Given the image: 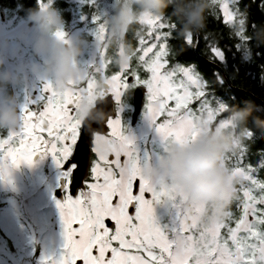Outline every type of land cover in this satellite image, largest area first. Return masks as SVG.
I'll return each instance as SVG.
<instances>
[{"label":"snow or ice","instance_id":"obj_1","mask_svg":"<svg viewBox=\"0 0 264 264\" xmlns=\"http://www.w3.org/2000/svg\"><path fill=\"white\" fill-rule=\"evenodd\" d=\"M36 2L42 10L52 6V0ZM210 20L223 26L219 36L182 33L173 12L144 14L113 48L106 14H94V59L80 65L66 87L46 82L39 96L26 98L20 124L0 135V179L10 165L31 164L37 153L51 154L63 169L65 199L58 207L67 254L61 264H264V144L251 150L264 140V109L254 104L264 101V47L249 37L264 24V0H213ZM56 35L63 39L66 33ZM129 37L132 54L117 62ZM256 61L258 78L250 70ZM241 72L258 79L259 96L241 100L235 94L232 82ZM144 89L145 116L165 146L186 145L206 125H228L231 110L242 104L248 109L256 129L246 119L225 155L233 185L219 218L208 219L202 207H186L174 185L144 176L119 118L123 97ZM107 95L117 104V116L107 119L106 132H97L81 113ZM156 204L170 205L171 220L164 226Z\"/></svg>","mask_w":264,"mask_h":264},{"label":"clouds","instance_id":"obj_2","mask_svg":"<svg viewBox=\"0 0 264 264\" xmlns=\"http://www.w3.org/2000/svg\"><path fill=\"white\" fill-rule=\"evenodd\" d=\"M170 6L181 32L195 34L205 27L211 0H114L113 12L107 18L109 43L122 41L140 16H163ZM29 20L34 29L33 52L40 57L32 71L50 77L57 88L66 87L79 71L78 61L84 55L85 41L67 34L63 39L57 37L58 31H64L65 21L53 6L42 10L37 3ZM125 52L131 54L130 46L125 45ZM5 63L0 57V129H12L20 124V103L14 94L3 90L18 84L20 78L5 68ZM87 115L91 116V110ZM248 115L246 107L233 109L226 117L228 125H206L186 145L169 143L159 159L143 165L144 176L152 182L162 180L174 185L183 194L186 207L199 206L206 210L208 219L219 218L229 204L233 185L224 158L232 150L237 130ZM94 123L97 122L91 120L86 124L91 128Z\"/></svg>","mask_w":264,"mask_h":264},{"label":"flooded vegetation","instance_id":"obj_3","mask_svg":"<svg viewBox=\"0 0 264 264\" xmlns=\"http://www.w3.org/2000/svg\"><path fill=\"white\" fill-rule=\"evenodd\" d=\"M22 10L21 4L15 8L2 5L0 19L6 22L10 15L9 12H12V15L16 13L17 16H22ZM30 28L32 30L23 36L24 38L31 37L30 43L19 38L0 41V57H3L6 62L4 67L14 71L20 78L18 84L9 85L3 91L14 94L20 105L25 102L26 98L32 99L39 96L45 83L52 82L51 78L43 73L32 71V66L40 60V57L33 52L34 29L32 24ZM86 59L87 55H82L78 61L79 65H84ZM110 96L98 98L91 107L86 105L81 113L83 122L85 123L88 118V111L92 112L98 101ZM114 103L116 115L111 118L117 116L115 100ZM122 103L123 109L119 113V118L122 130L127 135L136 132L142 119L140 116L138 123L133 125L134 94L123 97ZM7 130L6 128L0 129V135H6ZM135 155L138 159V154L135 153ZM2 158L0 154V159ZM121 159L124 158L121 157ZM62 173L63 169L57 165L51 154L37 153L33 156L31 164L10 165L7 177L0 179V264H27L30 247L35 249V254L29 264H47L41 261L45 252L44 246L49 243L51 237L56 236L59 241L65 243L63 255L66 257V230L61 209L58 207V203H63L65 199ZM147 196L148 194L146 198H150ZM111 223L106 220V224L111 225ZM61 255L60 252L55 253L54 257L48 261L56 262Z\"/></svg>","mask_w":264,"mask_h":264},{"label":"rangeland","instance_id":"obj_4","mask_svg":"<svg viewBox=\"0 0 264 264\" xmlns=\"http://www.w3.org/2000/svg\"><path fill=\"white\" fill-rule=\"evenodd\" d=\"M75 0H70V2H74ZM78 1V0H76ZM85 5L90 7V9L94 8L98 11L99 14H106V18H108L112 12H113V2L110 0H95L94 4H89L87 0H85ZM10 15L8 16V19L6 22H3L0 19V41H4L6 39L10 40H16L19 38L20 40L25 41L26 43H30L32 41V38L29 36L23 37L25 33L28 34L29 31L32 30L30 28V20L24 18L23 16H17L12 15V12H9ZM1 18V17H0ZM88 18L84 17V19H77L73 23H71L70 27L68 28L69 24H67L64 29L65 33L69 37H81L84 33H87L88 35L93 36L94 42L92 44V41H88L85 44H88L89 50L88 52H85L87 55V59L85 61V64L91 62L95 55H96V45H95V37L93 35L94 31L89 30V25L87 23ZM92 23V20H91ZM10 27V28H8ZM12 27V28H11ZM96 26L94 25L93 28ZM93 32V33H92ZM121 60H124L125 62L129 58L125 51L124 55L121 57ZM146 104V100H145ZM142 122L139 123L138 128L136 132H132L127 134V136L132 140V144L130 145V148L138 154V160L143 167L144 164L152 161H156L160 158V155L158 152L152 147L155 143H164L161 139L160 135L156 131L155 126L146 118L145 116V105L142 111L141 115ZM162 119V118H161ZM170 205L165 206L164 208L159 207V205L154 206L155 214L157 217L158 222L162 224V220L165 218L168 220V223L171 220V208ZM166 225V223H165ZM65 244V243H64ZM64 244L59 241L58 236L51 237L49 243L45 244V252L42 256L41 261L47 262V264H61L63 259L65 258L64 254ZM61 253L60 259H58L56 262L48 261L49 259L53 258L55 253ZM28 255H27V264L31 262V258H33L35 254V249L28 248ZM13 259V257H12ZM4 264V263H3ZM40 264V263H39Z\"/></svg>","mask_w":264,"mask_h":264},{"label":"trees","instance_id":"obj_5","mask_svg":"<svg viewBox=\"0 0 264 264\" xmlns=\"http://www.w3.org/2000/svg\"><path fill=\"white\" fill-rule=\"evenodd\" d=\"M111 2H114V0H110ZM212 3L213 0H211V8H212ZM18 4H21L23 7L22 10V16L26 19H29V15L32 9H34L37 6V2L36 0H0V7L2 5H6L9 8H15ZM53 7H55L56 9H58L60 11V13L63 16V19L65 21V27H67L66 25L69 24L68 28L70 27L71 23H73L75 20L81 18V17H87L88 18V25H89V30L91 31H95L94 24L91 23L92 17L94 14H99L97 10H95L94 8L90 9V7H88L87 5H85V0H78V1H74V2H70V0H54V3L52 5ZM169 12H173V8L170 6L167 8L166 13ZM207 21V20H206ZM64 29H68L65 28ZM222 25L218 26L217 23L214 20H210L208 23L206 22L205 27L200 31V33H204L206 30L209 32H215L217 34V36H219L220 31L222 30ZM181 31V30H180ZM93 33V32H92ZM183 33V32H182ZM197 33V32H196ZM249 37L256 42V45L258 47H264V24H258L256 29L252 32L249 33ZM81 38L87 43L88 41H92V44L94 42V38L91 35H88L87 33H84ZM122 41L118 42V43H112L111 45L113 46V48L116 47V45L120 44ZM125 45L130 46L131 49V54H132V44H131V37H129V42H127L126 44L123 45L124 47V51H125ZM89 45L85 44V52H88L89 50ZM201 46L203 49V40L201 41ZM114 51V49H110L109 50V55L112 54V52ZM84 52V54H86ZM251 52V50L249 49V53ZM126 53V52H125ZM127 55V54H126ZM129 57V55H127ZM120 56H118L116 58L117 62H120ZM259 64V61H256V63H254L251 66V72L252 75L257 77L259 76V69L257 67V65ZM232 88L236 90L235 94L241 99V100H251L253 98L252 95L247 94L246 92H250L252 93L254 96H259V89H258V79L257 80H253L251 77H249L246 73L241 72L236 76V79L232 82ZM253 89H255V91H253ZM246 91V92H244ZM262 101V100H261ZM259 101V100H254V104L257 106V108L259 109H264V101ZM240 108L245 107L244 104L239 106ZM248 119V125L249 128L253 129L255 131L256 129V125L255 123L251 120L250 115H248L247 117ZM244 122H242L240 124V126L243 124ZM239 126V128H240ZM238 128V130H239ZM237 130V132H238ZM251 144V142H250ZM261 144H264V140L261 141H257L255 144H251V150L252 152H255L257 150V148L259 146H261ZM157 152L158 154L161 156L162 151L165 147V143H155L152 146ZM252 162H255V157H251ZM260 178H264V171H261L260 173ZM168 204H159V207H165ZM169 206V205H168ZM170 208V207H168ZM234 213H236L237 215H239V212L237 211L235 205L232 206L231 209ZM168 224V220L165 218L164 220H162V224L165 225Z\"/></svg>","mask_w":264,"mask_h":264},{"label":"water","instance_id":"obj_6","mask_svg":"<svg viewBox=\"0 0 264 264\" xmlns=\"http://www.w3.org/2000/svg\"><path fill=\"white\" fill-rule=\"evenodd\" d=\"M4 17L5 16L3 15V18ZM197 33H200V31H197ZM246 93L249 94L250 92H246ZM146 95H147L146 89H144L143 91L138 90L134 94L133 125H136L139 121V118L142 114V111L145 105ZM252 96L254 95L252 94ZM257 100L261 101L260 99H257ZM115 115L116 114H115L114 99L112 98V96H110L104 100L98 101L97 106L91 112V116H88L85 123H88L89 121L94 120L97 123L92 124L91 127L97 132H106L107 131V127H106L107 119ZM108 222H110V220H108Z\"/></svg>","mask_w":264,"mask_h":264}]
</instances>
